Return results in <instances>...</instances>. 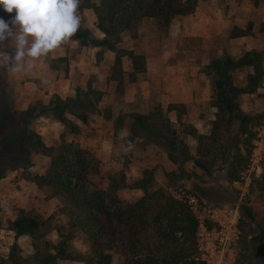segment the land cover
Wrapping results in <instances>:
<instances>
[{
    "label": "rangeland",
    "instance_id": "1",
    "mask_svg": "<svg viewBox=\"0 0 264 264\" xmlns=\"http://www.w3.org/2000/svg\"><path fill=\"white\" fill-rule=\"evenodd\" d=\"M91 1L97 2V0ZM152 1L147 0V2ZM79 14L82 18L79 31L68 45L58 49L60 55L52 59L56 70L49 68L47 57L37 60L35 68L30 73L17 74L23 76V79H19L21 81L13 79V73L10 71L0 70V112L8 105V113L12 116V122L2 129V132L4 130L7 132L1 133L0 138L2 139L1 135L8 134L9 131L16 132L15 135L21 138L30 132L38 134L45 144L49 143L47 140L50 139L54 147H59L69 141L80 144L79 137H81L82 157L89 170L84 187L87 190H99L106 193L104 200L106 206L125 208L129 203L140 198L143 190L133 185L142 177L143 171L147 170L153 177L152 183L148 185L150 190L162 188L165 193L188 204L192 212L204 219L207 224V216L217 209L218 216L215 217L217 221L209 223L210 227H219L218 222L225 224L226 219L230 217L233 219L236 214L239 233L237 239L224 247L225 258L230 264H264V146L261 140L264 139V133L261 134L263 128L260 126L264 124V112L255 115L247 114L240 109L241 93H235L230 86L232 80L225 77L224 85L228 95L232 97V104L237 106V109L225 112L227 125L222 126L217 141H214L211 146V158L216 159L211 174L195 168L192 161L179 165L169 160V149H172L178 157L179 152L176 146L183 150L187 149L190 154H195L197 141L187 135L188 126L184 125V122L175 124L174 127L164 111L160 117L167 127V130L161 127L165 130L164 135L146 123L139 125L137 122L141 120L143 123V120L140 118L142 115H138L132 130L133 135H129L133 147L128 152L124 151L128 141L124 142L125 147L122 143L115 141L109 148L105 142L97 143V146L92 145L94 140L83 132L85 125L94 115L111 113L112 107L108 103V106L101 103L100 109V102H98L97 109L87 112L86 120L77 125L78 114L83 113L79 105L83 103L87 84L92 82L91 76L94 75V73H91L89 77L87 75V71L92 68L90 52L92 53L91 50L99 46L94 41L100 36V32L95 28L93 11L79 7ZM13 15L14 13H7L0 7V18L6 22H10ZM166 27L168 25L164 24V17L161 15L154 18H140L131 25L130 29L124 31L121 43L117 47L132 46L135 52L144 54L148 43L161 40ZM70 44L75 45L71 49V54L68 53ZM79 53H83L84 57H81V54L78 55ZM48 57L52 58V53ZM207 71L211 93L215 96L214 80L222 76L214 73L212 67ZM84 73L87 74L84 76ZM65 79L69 80V87L66 86ZM45 80L47 83L43 82ZM54 80H59L58 87L66 89L72 96L63 98L59 93L50 95ZM162 87V84L157 86L163 91ZM18 92L25 101L19 99ZM56 97L62 100L71 99L66 100L69 108L64 109L63 106L57 105L62 108V114L66 119L70 120L69 126L54 118L52 112L47 114L41 112L44 106L52 107V101L58 102ZM211 98L201 111L203 117L206 115L209 118V126L215 119L217 110L212 105ZM102 99L103 96L101 102ZM105 101L109 100L105 99ZM141 105L145 111L148 110L146 114L149 115L161 108L157 105L156 99L150 103L142 102ZM133 106L135 109L140 107L137 104ZM30 107H35V117H28L26 123L22 122L26 109ZM236 110L239 112L237 113ZM155 116L153 114V117ZM248 116L250 119L244 122ZM48 118L50 122L52 120L53 122L48 124ZM121 121V114L115 116L116 130L114 132L117 134L121 132ZM19 122L22 123L19 124ZM21 129L24 130L21 131ZM168 129L173 130V134ZM172 144L174 147H171ZM162 145L169 148L165 149ZM111 148L112 152L109 153ZM258 151L261 155L257 154ZM11 152L9 147L0 146V167L13 166L12 169L4 171L0 180V264H3L2 259L4 264H52V262L54 264H87L84 260L69 258L84 256L88 261L99 249L104 254L110 255L108 264H124L131 259L124 230L117 229L115 239L104 236L93 244L90 237L83 230L75 227L69 219L67 200L63 196L52 195L47 186L33 182L32 178L35 175L46 173L49 157L37 151L30 153L22 151L17 154ZM228 171L235 172L243 178L239 179V182H229L226 178ZM170 172H173V177L168 176ZM245 180L246 184H244ZM112 192L115 193V198L111 196ZM19 210L28 212L26 217L32 219L33 225H27L26 222L18 226L15 223L9 224V221L15 220L18 212L22 214ZM248 211L251 212L254 220L249 219ZM198 232L196 243L186 247L191 255L186 257L184 263L213 264V249L221 248V245L211 236L206 238L201 230ZM98 258H101L100 254Z\"/></svg>",
    "mask_w": 264,
    "mask_h": 264
},
{
    "label": "trees",
    "instance_id": "2",
    "mask_svg": "<svg viewBox=\"0 0 264 264\" xmlns=\"http://www.w3.org/2000/svg\"><path fill=\"white\" fill-rule=\"evenodd\" d=\"M196 2L197 0H153L152 2H147V0H97V2L84 0L80 3L79 7L93 10L96 17V27L103 33V36L95 39L94 42L114 51L112 76L113 78L119 76L117 79L118 91H121L122 85L120 75L123 73L121 68L122 57L128 56L131 59L132 70L128 73L130 81H135L146 68V56L143 53L135 52L133 49L116 47L121 41V35L124 31L130 29L131 25L140 18H154L159 15L164 17V24L167 26L176 15L192 13ZM253 2L257 5L259 0H253ZM235 31L232 36L245 33V31L238 28H235ZM101 53V51H98L97 60L101 59ZM262 55V51L250 50L244 52L238 59L225 56L221 59L212 60L206 66V71L212 67L214 73L222 76V78L218 77L214 80L213 89L216 95L213 96L212 94L211 98L212 105L217 108L216 117L212 122L209 134L198 133L196 128L185 124L188 126V134L197 141L195 154H190L187 149L183 150V148L180 149L176 146L175 148L179 152L178 157L172 149H169L168 156L172 162L180 165L190 160L194 166L199 167L207 174H211L212 166L216 161L215 157L211 158V146L214 141H217L222 126L227 125L225 112L237 109V106L235 107L232 104V97L228 95V90L224 85L225 77L231 80L229 71L243 65L252 66L254 72L248 74L245 87H237L233 83H230V86L235 93L254 92L256 87L261 86L262 81H264ZM101 96V91H96L87 86L83 103L79 105L83 111V113L78 114L80 119L85 121L86 113L97 109L96 105ZM56 99L58 102L52 101V107L44 106L41 112L44 114L52 112L54 118H57L64 125H71L70 120L66 119L62 114V108L59 107L69 108L66 100L71 99L62 100L59 97H56ZM179 106L177 104L170 105L168 109H176ZM26 110L25 117L22 119V122L25 123L28 117L32 118L36 115L35 107ZM8 112V105L0 112V134L5 132V130L2 132L4 126L12 122V116ZM153 114L156 116L153 117ZM162 114L163 110L159 108L150 115L140 116L143 123L141 120L136 122L139 125L146 123L149 127H153L164 135V129L167 130V127L160 119ZM108 116L109 114H106V117ZM249 119V116L246 117L244 122ZM22 122H19V124ZM135 123L132 124V130L136 125ZM161 127H164V129ZM23 130L21 129V131ZM169 132L173 134L172 130H169ZM15 133L9 131L8 134L1 135L0 146L9 147L12 150L11 153L15 154L22 151L26 153L37 151L49 157L46 173L35 175L32 178L33 182L47 186L52 195L63 196L67 200L69 219L75 227L83 230L90 237L93 244H96V241L104 236L115 239V231L121 228L125 231L124 235L131 252V259L124 264H185L186 257L191 255L187 252L186 247L187 245L191 246L194 242L196 243L197 240L198 219L188 204H184V202L174 198L169 193H165L162 188L150 190L148 185L153 180L151 172L143 171L142 177L134 182L133 187L143 190V195L140 198L129 203L125 208L106 206L104 204L106 193L99 190H87L84 187V181L89 176V170L86 161L82 157V149L78 142H64L63 145L54 147L47 146L38 134L27 132L21 138ZM152 139L154 138L152 137ZM173 145L171 147H174ZM162 146L165 149L169 148ZM11 167L13 166L0 167V179L3 177L4 171L12 169ZM168 176L173 177V172H170ZM228 177L233 181L238 178V175L235 172L228 171ZM114 195L115 193L112 192L111 196L115 198L116 195ZM19 211L22 214L18 212L15 220L9 221V224L15 223L18 226L26 222L27 225H33L31 223L32 219L26 217L28 212ZM247 214L250 220H254L251 212L248 211ZM106 245L111 246V244ZM189 249L191 251L190 247ZM99 254L101 258H98ZM63 257L68 258L69 256ZM69 259L84 260L87 264H108L110 255L104 254L99 249L88 261L84 256H71ZM1 263L4 264L3 259Z\"/></svg>",
    "mask_w": 264,
    "mask_h": 264
},
{
    "label": "crops",
    "instance_id": "3",
    "mask_svg": "<svg viewBox=\"0 0 264 264\" xmlns=\"http://www.w3.org/2000/svg\"><path fill=\"white\" fill-rule=\"evenodd\" d=\"M95 28L100 32L99 38H101L103 33L96 25ZM235 28L243 30L245 33L232 36V33L236 32ZM72 47L74 48L75 45H69L68 53L70 54ZM123 48L135 50L132 46ZM146 49L144 51L146 53H144L146 56L145 71L140 73L135 81H130L128 78V73L132 70L131 59L128 56L122 57L121 91H118L117 79L119 76L117 78L112 76L114 52L112 53L110 49H106L103 46H98L91 50L92 53L90 52V54L92 55H90V58H92V63L90 64L92 68L87 71L88 74L84 73V76L87 74L89 77L91 73H94V75L91 76L92 82H89L87 86L102 92V102L100 101L102 96L98 101L100 102V109L101 103L102 105L105 103L104 106L110 105L112 107L111 113L106 112L104 115L103 113L94 115V119H89L85 125L83 132L94 140L92 145L97 146V143L105 142L109 148L115 141L116 143H122L124 146L125 141H130V136L128 135L122 140L119 134L114 132L116 130L114 125L115 116L122 115L121 130H126L130 135H133L131 127L138 120V115H146L148 113V110L145 111L142 108V102L150 103L155 99L157 100V105H160L161 109L166 112L174 127L175 124L179 125L184 122L196 128L198 133L204 134V132H208L209 134L212 123L209 126V118L206 115L204 117L201 115L202 109L206 107V103L212 97L210 78L206 73V66L215 59H221L225 56L238 59L244 52L256 50L263 52L262 66L264 70V2H259L255 5L253 0H197L192 13L176 15L172 18L168 27L162 33L161 40L148 43ZM98 51L102 52L100 60H97ZM59 55L60 52L56 50L52 52V58H46L47 65L51 70H56L52 59ZM77 57L80 58V56ZM81 57H84L83 53ZM171 57H174V59H171ZM253 72L254 68L252 66L243 65L232 69L228 73L234 86L245 87L248 81V74ZM13 79L21 81L19 79H23V76L13 74ZM65 81L66 86L69 87V80L65 79ZM58 83L59 80H54L51 85L52 92L50 95L59 93L63 98L72 96L66 89L59 88ZM160 84L163 86V91L157 88ZM14 90L16 93L17 88ZM263 94L264 81H262L261 86L256 87L254 92L241 93L242 102H240V109L247 114L260 115L264 112ZM18 95L21 101H25L19 92ZM105 99L109 101H105ZM134 104L140 105V107L135 109ZM175 104L180 106L176 109H168L170 105ZM106 114H109V116L106 117ZM50 117L52 116L50 115ZM49 119L48 124L50 122ZM77 119L79 120L77 125L83 122L82 119ZM260 126L263 128L261 133L263 134L264 124ZM186 132L189 135L188 131ZM37 133L40 132L37 131ZM189 136L194 138L191 135ZM81 139L79 137V145L82 148ZM261 140L263 141L264 139ZM47 141L49 142L46 143L47 146H53V142L50 139ZM111 152L112 148L109 149V153ZM194 167L200 171L202 170L199 167ZM227 175L228 172L226 178H228L229 182H239V179L243 178L238 175V178L232 181ZM244 184H246V180Z\"/></svg>",
    "mask_w": 264,
    "mask_h": 264
},
{
    "label": "clouds",
    "instance_id": "4",
    "mask_svg": "<svg viewBox=\"0 0 264 264\" xmlns=\"http://www.w3.org/2000/svg\"><path fill=\"white\" fill-rule=\"evenodd\" d=\"M81 0H0L14 13L10 22L0 18V70L28 74L36 61L68 45L81 27ZM47 83V81H43ZM129 132L121 130L123 140ZM128 141L124 149H132Z\"/></svg>",
    "mask_w": 264,
    "mask_h": 264
},
{
    "label": "built area",
    "instance_id": "5",
    "mask_svg": "<svg viewBox=\"0 0 264 264\" xmlns=\"http://www.w3.org/2000/svg\"><path fill=\"white\" fill-rule=\"evenodd\" d=\"M263 144H264V140H263ZM257 154L261 155V152L258 151ZM216 211L218 210L217 209L213 210L212 211L213 213L207 216L208 224L205 222L204 219L200 218V216H197L195 214L199 222L198 230H201V232L205 234L206 238L208 236H211L214 238V240L218 242L219 245H221V248H218V249L215 248L216 251L213 249V252H212L214 253V255L212 256L213 264H230V262L225 258L223 249L226 245H229L238 237L239 229L236 223L237 216L235 214L233 219H231V217L229 219H226L227 222L225 224L218 222L219 227L218 226L210 227L209 223H212V222L214 223L217 221V219H215V217L218 216ZM198 236H199V232L197 231V237Z\"/></svg>",
    "mask_w": 264,
    "mask_h": 264
}]
</instances>
